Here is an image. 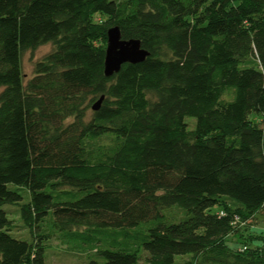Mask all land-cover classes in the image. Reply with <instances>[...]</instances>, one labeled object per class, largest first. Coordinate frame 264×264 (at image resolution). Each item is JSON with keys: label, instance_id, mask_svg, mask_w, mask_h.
<instances>
[{"label": "trees", "instance_id": "obj_1", "mask_svg": "<svg viewBox=\"0 0 264 264\" xmlns=\"http://www.w3.org/2000/svg\"><path fill=\"white\" fill-rule=\"evenodd\" d=\"M111 26L148 55L105 76ZM259 211L264 0H0V264H264Z\"/></svg>", "mask_w": 264, "mask_h": 264}, {"label": "rangeland", "instance_id": "obj_2", "mask_svg": "<svg viewBox=\"0 0 264 264\" xmlns=\"http://www.w3.org/2000/svg\"><path fill=\"white\" fill-rule=\"evenodd\" d=\"M51 49L50 43H45L38 46L34 50H26L22 53L21 56V67L22 72L24 73V80L32 75L33 71V64L36 60L42 58L49 50ZM188 124L191 126L192 121L189 120ZM14 187L13 184L10 185ZM22 193V189H18ZM18 209L17 205L15 204H3L2 208L6 211L7 216L10 219H13V216L8 213V210L12 208ZM216 206L212 207L211 210H214ZM14 232L17 234H13L16 237H23L24 231L20 228V226H16L14 228ZM239 232L242 233V236L246 238L245 240L248 242L249 245L259 244V240L256 238L258 235L264 234V211H259L256 213L254 217H252L245 225L238 229V233L232 234L230 241H233L231 245L235 248L241 246L237 239ZM20 235V236H19ZM252 237V239H251ZM247 238H250L252 241H248ZM250 242V243H249ZM89 253V252H88ZM92 258L101 260L100 257L97 255L91 256ZM85 253H77L73 251H69L67 248L62 246L58 239L53 236L51 237L48 242L46 243L45 251H44V261L45 264H81L86 259Z\"/></svg>", "mask_w": 264, "mask_h": 264}, {"label": "water", "instance_id": "obj_3", "mask_svg": "<svg viewBox=\"0 0 264 264\" xmlns=\"http://www.w3.org/2000/svg\"><path fill=\"white\" fill-rule=\"evenodd\" d=\"M106 46L103 60V73L110 76L117 72L125 62L135 63L142 61L148 52L140 46L137 39L121 38L119 28L111 26L106 31ZM103 96L101 95L93 104V110L98 109Z\"/></svg>", "mask_w": 264, "mask_h": 264}, {"label": "built area", "instance_id": "obj_4", "mask_svg": "<svg viewBox=\"0 0 264 264\" xmlns=\"http://www.w3.org/2000/svg\"><path fill=\"white\" fill-rule=\"evenodd\" d=\"M220 213H222V212H220Z\"/></svg>", "mask_w": 264, "mask_h": 264}]
</instances>
